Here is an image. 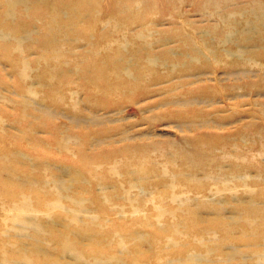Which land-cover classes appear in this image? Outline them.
I'll return each mask as SVG.
<instances>
[{"label":"rangeland","instance_id":"obj_1","mask_svg":"<svg viewBox=\"0 0 264 264\" xmlns=\"http://www.w3.org/2000/svg\"><path fill=\"white\" fill-rule=\"evenodd\" d=\"M260 39L264 0H0V264H264Z\"/></svg>","mask_w":264,"mask_h":264},{"label":"bare ground","instance_id":"obj_2","mask_svg":"<svg viewBox=\"0 0 264 264\" xmlns=\"http://www.w3.org/2000/svg\"><path fill=\"white\" fill-rule=\"evenodd\" d=\"M164 41L165 40H162L160 42H164ZM261 42L264 43V39H260V43ZM149 45H152V44H149ZM121 46L122 45H120V51L123 50V48ZM259 47H261V46L259 45ZM142 50L145 51L146 47H144ZM147 55H150V54H147ZM119 59H124V61H125L124 62L125 72L129 73L128 72L129 71V63L132 62V59L131 60H129V59L125 60L124 57H119ZM165 62H167V60H165ZM134 66H135L134 70H139V69L142 70V69H146L147 68L146 62L144 61V59L141 60V63H140V60L137 61V62L135 61ZM131 73H133V71ZM232 74H234V73L232 72ZM234 75H237V74H234ZM248 128H249V126L243 125V128L242 129L240 128V130H239V132L237 134L241 135V133H243L242 135H247V134H245V132L248 130ZM262 140H263V138H262ZM184 145H186V144H184ZM194 146H195V148H194V150L192 152H187L186 153L183 149L177 150L178 161H179L180 165L182 167H184V168H189V170H192V171H198L200 169H206L207 170L209 168L210 169L214 168L215 167L214 165L216 164V159L215 158H213V160H211L210 158H207L208 160L205 159L204 156L202 155V153L198 150L199 149L197 147L198 145L197 146L194 145ZM155 147H157V146H155ZM113 153L114 152H112V154ZM102 156H103L104 159H108L110 157V153H104L103 152ZM199 165H201L202 167L198 168Z\"/></svg>","mask_w":264,"mask_h":264}]
</instances>
